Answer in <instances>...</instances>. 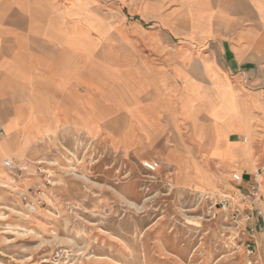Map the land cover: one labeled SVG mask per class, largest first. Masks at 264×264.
Returning <instances> with one entry per match:
<instances>
[{
	"label": "crops",
	"instance_id": "crops-1",
	"mask_svg": "<svg viewBox=\"0 0 264 264\" xmlns=\"http://www.w3.org/2000/svg\"><path fill=\"white\" fill-rule=\"evenodd\" d=\"M45 132L159 154L184 185L223 188L210 163L247 180L264 166V0H0L1 167L42 156Z\"/></svg>",
	"mask_w": 264,
	"mask_h": 264
},
{
	"label": "rangeland",
	"instance_id": "rangeland-1",
	"mask_svg": "<svg viewBox=\"0 0 264 264\" xmlns=\"http://www.w3.org/2000/svg\"><path fill=\"white\" fill-rule=\"evenodd\" d=\"M57 133L41 137L42 156L17 157L10 170L0 162V264H264V219L248 199L255 186L264 212V166L239 181L240 172L222 178L207 164L223 188H199L176 182L159 154L137 157L100 136ZM36 183L45 203L30 209L20 193Z\"/></svg>",
	"mask_w": 264,
	"mask_h": 264
},
{
	"label": "built area",
	"instance_id": "built-area-1",
	"mask_svg": "<svg viewBox=\"0 0 264 264\" xmlns=\"http://www.w3.org/2000/svg\"><path fill=\"white\" fill-rule=\"evenodd\" d=\"M20 170H26L27 168V165L26 164H23L21 166L18 167ZM257 174V173H256ZM46 177H48L46 174H45ZM233 177L234 179L236 180H244V177L240 174V175H237V174H233ZM44 196H45V188H44V184H40V183H36L32 188H27L25 191L21 192L20 193V198L21 200L24 202V204L30 208V209H34L38 206H42L44 203H45V199H44ZM248 199L251 203V205H255L253 207V210L256 212V215L257 217H262V219H264L263 215H264V212L263 210L257 206V201L259 200V194H258V190L255 186H252L251 187V190L248 194ZM240 215L239 212H236V211H233V214H232V218L234 219V222L235 225L238 227H240V223L237 221V218L238 216ZM250 220V216L249 214H245L243 216V221L245 222L244 226L247 227L249 229V231H253V228L248 226V222ZM245 250L247 252V254H253L254 253V245L253 244H250V243H247L245 245Z\"/></svg>",
	"mask_w": 264,
	"mask_h": 264
}]
</instances>
